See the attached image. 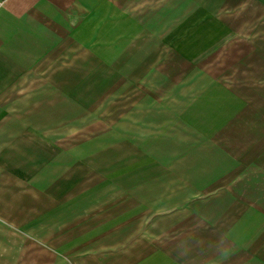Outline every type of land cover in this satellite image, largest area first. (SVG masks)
Instances as JSON below:
<instances>
[{
    "label": "crops",
    "instance_id": "1",
    "mask_svg": "<svg viewBox=\"0 0 264 264\" xmlns=\"http://www.w3.org/2000/svg\"><path fill=\"white\" fill-rule=\"evenodd\" d=\"M237 259L264 264V0H0V264Z\"/></svg>",
    "mask_w": 264,
    "mask_h": 264
},
{
    "label": "rangeland",
    "instance_id": "2",
    "mask_svg": "<svg viewBox=\"0 0 264 264\" xmlns=\"http://www.w3.org/2000/svg\"><path fill=\"white\" fill-rule=\"evenodd\" d=\"M3 260V259H2ZM243 260H241V259H237V263L236 264H243V263H240V262H242ZM16 262H22V260H16Z\"/></svg>",
    "mask_w": 264,
    "mask_h": 264
}]
</instances>
